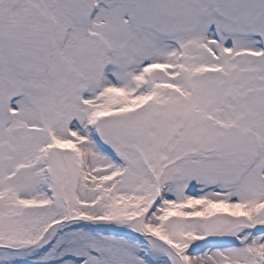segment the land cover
<instances>
[{
    "label": "snow or ice",
    "instance_id": "1",
    "mask_svg": "<svg viewBox=\"0 0 264 264\" xmlns=\"http://www.w3.org/2000/svg\"><path fill=\"white\" fill-rule=\"evenodd\" d=\"M0 264H264V0H0Z\"/></svg>",
    "mask_w": 264,
    "mask_h": 264
}]
</instances>
